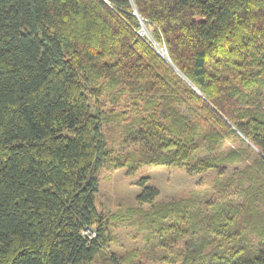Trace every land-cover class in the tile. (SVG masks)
I'll list each match as a JSON object with an SVG mask.
<instances>
[{
  "label": "trees",
  "instance_id": "obj_1",
  "mask_svg": "<svg viewBox=\"0 0 264 264\" xmlns=\"http://www.w3.org/2000/svg\"><path fill=\"white\" fill-rule=\"evenodd\" d=\"M144 165L213 196L98 208ZM0 264H264V0H0Z\"/></svg>",
  "mask_w": 264,
  "mask_h": 264
},
{
  "label": "rangeland",
  "instance_id": "obj_2",
  "mask_svg": "<svg viewBox=\"0 0 264 264\" xmlns=\"http://www.w3.org/2000/svg\"><path fill=\"white\" fill-rule=\"evenodd\" d=\"M131 14L137 18L140 25L139 28L135 29L136 34L146 40L158 54L165 56L164 44L158 43L151 34L153 27L147 26L136 10L133 9ZM165 60L170 62L169 59ZM239 146L240 143L238 142L227 141L224 148H237ZM239 166L242 167L243 164ZM215 176V170L189 175L182 168L151 165L140 167L133 175H128L124 168L106 169L100 174L96 205L105 211H116L136 205V197L141 190L137 183L141 177H148L149 183L159 190L158 201L198 194L200 198H203L202 200L209 199L214 193L212 185ZM113 233L116 236V242L112 244L111 249L114 251L123 252L125 249L139 247L142 244L141 234L136 233L130 226L117 224L114 226Z\"/></svg>",
  "mask_w": 264,
  "mask_h": 264
},
{
  "label": "built area",
  "instance_id": "obj_3",
  "mask_svg": "<svg viewBox=\"0 0 264 264\" xmlns=\"http://www.w3.org/2000/svg\"><path fill=\"white\" fill-rule=\"evenodd\" d=\"M144 40V39H143ZM144 41H146V40H144ZM147 42V41H146ZM165 53H166V49H165ZM92 233V232H91Z\"/></svg>",
  "mask_w": 264,
  "mask_h": 264
},
{
  "label": "bare ground",
  "instance_id": "obj_4",
  "mask_svg": "<svg viewBox=\"0 0 264 264\" xmlns=\"http://www.w3.org/2000/svg\"><path fill=\"white\" fill-rule=\"evenodd\" d=\"M162 51H163V50H162ZM162 55H163V54H162ZM162 57H166V56L163 55Z\"/></svg>",
  "mask_w": 264,
  "mask_h": 264
},
{
  "label": "water",
  "instance_id": "obj_5",
  "mask_svg": "<svg viewBox=\"0 0 264 264\" xmlns=\"http://www.w3.org/2000/svg\"><path fill=\"white\" fill-rule=\"evenodd\" d=\"M195 88V87H194ZM196 89V88H195Z\"/></svg>",
  "mask_w": 264,
  "mask_h": 264
}]
</instances>
